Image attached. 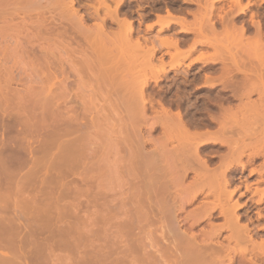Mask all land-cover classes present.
Wrapping results in <instances>:
<instances>
[{
	"label": "bare ground",
	"instance_id": "6f19581e",
	"mask_svg": "<svg viewBox=\"0 0 264 264\" xmlns=\"http://www.w3.org/2000/svg\"><path fill=\"white\" fill-rule=\"evenodd\" d=\"M155 1L156 0H154V2ZM204 1L205 3L203 2V0H188V2L194 3V5L196 4L198 8L195 7L197 9L195 12L192 10V12L190 13L188 12L185 13L184 11V13H182L184 16L180 17V19L163 21L159 16H157L156 19L157 20L156 22L158 23V25H160L159 29L163 31L171 30V26H170L171 24L178 26V28L180 29L179 32L174 34L172 33L173 38L170 37V39H163L159 41V45H160L159 47H165L168 48V50L173 49L174 53L172 54L169 53V54H171V59L173 58L176 62L173 63L172 65L170 64L168 67L170 68L171 66V68H173L174 70L176 69V71H178L177 68L181 65V62L185 57H187L193 52H196L197 50L200 51L201 49H204L203 47H208L210 48V50H212V53H210V59L208 58L207 55L206 57L209 60H213V62L214 61L217 62L218 59L222 57V53H225V50H223L221 47H226L227 45H231V43L232 44L235 43L236 44L235 46L238 45L240 46L239 48L242 52L241 53L242 56H240L241 54H237L238 56L234 54L235 58L237 57V60L241 59L239 62L237 61L238 63H235L230 66V63L228 62L231 61L230 60L231 57L229 56L230 59L227 62L224 58L225 55H223L222 59L224 58L223 60L225 61V65L228 63L229 66H227L228 64L226 65V67L223 66L224 68H222L219 74L217 73L218 75H205V77H202L204 78L203 83L209 86L207 87V91H209L210 93L213 92V95L209 97V94H207L206 91V94L204 93L205 97L202 98L200 94L199 95L200 97L198 96L197 98L199 100L197 99L195 100L199 101L200 105H203L201 107L203 109L201 110H204L205 107H207L206 109L207 112L208 111L212 112L213 110V113L211 114L208 113V118L210 119V123H213L214 126H216V129L214 128L215 129L214 131L213 130L211 131L210 129V131L207 130L204 132H198V131H194V128L195 130L197 129V125H195L196 127L193 126L191 127L192 124L190 125L188 120L186 121L184 117L185 115H183V113L180 110H177L176 112H170L169 109L167 110V108H165L160 101L158 100L154 101L153 97L151 99L150 96H146L144 92L145 91L144 86H146V83L148 81H142L140 83L135 82L138 86L137 89L135 88L137 86L131 85V82L133 80L131 74V76L129 77L132 80L131 81L127 80V85L129 83V85L132 86L131 88H134L135 90L133 89L132 91H130L128 90V86H125L126 85L124 82L125 80L122 79V75L120 74H122L124 71L125 68L124 65L127 66L125 63L126 59L123 60L124 59L123 58L124 53H123L121 54V56L116 55L117 57L115 56L114 57L115 59L112 61L113 57L110 58L111 56H109V53L110 52L112 53V50H110V48H113V46L116 43L112 42L111 39L115 41L114 38H117L118 41V36H122V42L124 43L126 42L125 45L127 44L128 45L127 47L129 48V50L126 51L128 52L130 51V53H133L134 48H137V50L138 48H141L144 52L147 50L145 52L146 55L143 56V58L147 56L146 57L147 59L144 58L145 60H147V62L141 66L139 65V67H143L144 70L145 67L153 64L151 63V61L152 58L154 57L156 49L154 46L148 49L145 48L146 50H144L143 48L146 46L142 47L141 45L142 43H140L139 40L136 39L137 37L135 39L133 38L134 36L132 37L133 18L132 20L129 19L130 15L128 16L127 14L128 11L127 12L125 11V13L122 14L120 13V7L122 4H124L123 0H92V4L90 3L89 5L85 6L84 8L86 9L87 12L91 11L90 15L95 21V25H92V27L85 25L84 17L80 15L79 10L75 8L76 4L78 3L77 0L76 2L75 0H0V22L2 23L3 26V27L0 26V29L1 31L4 29L2 31L3 35L9 32L10 29H8L7 27L10 28V26L15 25L14 22L16 21V17H18L17 20L19 19L20 20L18 21L19 24L16 25L17 27L19 25L20 26L18 29L15 26L16 30H19L20 33H22L21 31H23V33L25 31L26 32L29 31L32 33V34L30 33L31 35L28 34L29 36H26L24 33L25 35L24 38L27 40H23V41L21 40L22 42L27 41L26 43L33 45L34 41H36L37 43V40H39L38 42L42 41L44 43L41 42L38 45L45 44L43 46L46 47H49V45L61 43L60 45L58 44L57 45L61 46V50L63 49L64 53H66L65 55L70 57V59L68 58L70 61L66 58V60L62 61L60 64L61 65L60 76L62 80H61V84H59L61 85L60 89L57 90L59 91L58 107L60 110V115L58 119L59 136H60L59 154H60L61 164H63L61 166H65L68 163H73L77 165L79 163H82L80 165L83 166V164L86 161H89L88 160L89 157L88 158L84 157L86 156L84 154V152H86L85 149H87L85 147L86 140L85 141L84 139L81 140L82 135H80L81 137L78 135L81 134L80 122L84 117H82L80 113L78 114L74 112V110H72L73 108L70 107L69 92L72 90L79 92L80 88L79 89L77 88L79 87V85H81V83L83 86L85 84L84 86L85 89L86 86L87 87L90 86V90L93 91V89H91L93 87L96 89L95 92L102 91V93H104V96L102 93H101L102 96H100L105 98V100L104 99L103 100L105 105H107V109L103 105V107H105L104 109L110 111V114L111 112L116 111L115 113H112V115H110L109 112H107L109 115L107 114V116L105 117L106 120L105 119L102 120L104 121L103 124L107 121V126H110V128L108 127L109 130L107 131L109 133L108 138L110 137L108 141L110 142L108 144V147L110 144L113 145V147L112 149L111 148L109 149L107 147V149L109 150V152H111V150L112 152L115 151L113 152L114 155L112 157V156H108L112 154V152L109 154L108 150L105 149L106 155L108 152L107 158L110 160L107 162L106 165L108 168L106 174L107 188L108 189L115 187L129 188V189L133 188L130 189L132 190L131 193L133 192V194L127 195L129 196V198L131 197L133 199V202L132 204L129 203L130 202L129 199L125 198L124 196L125 193L124 191H121L124 192L123 199H127L128 203L127 202L124 203L122 199L120 200L121 198L120 195L118 197L114 195V193H116L117 190L115 192H112L113 190H110V192H112L113 194L110 193L111 197L109 198H112V201L110 199L109 202L113 204L120 200L119 201L120 206L123 207L124 209L120 208V206H119L120 209L117 208L116 207L117 203H115L114 206L110 205L112 207L109 206L107 207L108 209L109 208L113 209V207L117 208L119 209L118 211L120 212L121 210L122 211L124 210L123 212L125 214L124 213L123 214L125 216L128 213H131L132 215L131 217H133V219H131V217L126 216L124 219L122 217L123 215L122 212H121V216L114 217L117 219L118 218L123 219V222L121 224L116 225V227L119 226L118 228L121 229L120 232L123 233V235H121L120 232L116 230L117 232H119V237L120 236L123 237L124 235H126V233L130 234V232L134 234L136 233L137 228H139V231H137V235L140 234V230H141L143 231V234L145 233L144 234L145 236L146 235L148 236V238H146L145 240L146 241L149 240V242H147L146 245L145 244L143 245V243L145 242L140 241L142 243L139 245V247L141 246L140 252L139 249L138 252L136 251L137 250L136 248L138 246L135 247V249L133 247L135 243H139L136 241H134L135 243L132 242L134 243L133 245L131 243L133 248L131 247V245L130 248L128 247L129 249H131V250L128 249V252L130 251L128 254L126 250L127 248L125 249L126 252L123 251L124 254L129 256V258L131 257V259H129L130 262L128 261L129 264L131 263L132 264H235L236 262L235 260L237 257L235 258L234 255L235 256L237 255L239 257L238 262L240 261L239 263L241 264H259L257 259L261 258L260 257L261 255L263 256V261H264V241L263 240L256 241V239L255 240L251 239L249 235H245L247 234L246 233L247 226L242 225L240 223L241 222L240 217L237 214V211L242 208L241 204H239L237 201L228 203L229 201L232 200L231 198L233 197L237 189V188H234L233 190L228 189L229 186L231 185V182H233L232 180L235 174L234 170L235 171L236 169L244 170L247 166L249 167L252 165L255 158L261 157L263 161L262 164L259 165L260 167L251 168L250 173H257L260 179L264 178V28H263L264 24L262 25V22L259 20L263 16L261 17L259 15L261 18L260 17L258 18L257 16L258 14H256L257 12L256 13L252 12L249 18L250 20L249 21L250 26L248 25L249 27H247L246 24H244V21H242L243 23L238 24L239 26H236L235 19L239 18L240 15L242 16L245 15L247 11L250 10L251 6H256L257 5L256 3L258 2L256 0H255L256 2L254 3L247 1V3L242 5L241 4L242 0H231L232 4L223 7L222 14L218 15L219 22L218 21L217 22L220 25V26L218 25L220 27V29H218L217 28L218 26H216L213 21V17H214L213 0L212 1L210 0L209 4L207 3L209 0L208 1L204 0ZM260 5L261 3L258 4V6ZM32 7L34 11H30ZM154 10L155 8L151 9L150 11H154ZM234 10L235 12L237 11L238 14L236 13L237 16L231 17L232 16L231 13ZM30 12L36 13V16L32 18L31 16L33 14L31 15ZM166 12L168 16H171L169 11ZM149 14L148 17L151 16ZM189 14L190 16H192V22H187V16ZM14 17L15 20L14 22H12L11 20H13ZM107 20H110L111 23L117 25L119 31H117L118 33L116 37H115L116 33L115 34L113 33L114 34L113 35L112 33H110L111 31H108L106 29L105 23ZM148 28L150 29L151 25L147 26V29ZM5 29L8 31V32L6 31L7 33H5ZM111 34L114 38L111 36ZM178 34H184L185 37H183L181 40L175 38L178 36ZM186 34H191L193 38L188 39V37H186ZM8 37H9V33H8ZM13 37L14 36L12 35V38ZM96 39L99 41L98 43L99 46H97V44L95 43L94 45H96L98 48L96 47L94 48V46H92L93 42ZM97 40L95 42H97ZM30 41L32 43H30ZM108 42H110V44ZM17 43H21V42H17ZM103 43H107V45L105 46ZM112 43H114V45ZM102 44L104 45L105 50L104 47H101L103 49L99 48L100 45ZM108 44L110 46H108ZM111 45L113 46L111 47ZM184 45L187 46L186 50L181 49V46ZM39 47L41 48V46ZM120 48L121 47H119V49ZM232 48L235 50L236 47L233 46ZM113 49L115 50V46ZM119 49L116 50L119 51ZM219 50H222V53L220 52L221 56L218 57ZM23 52L26 51L24 50ZM24 54L25 53H23V55ZM47 54H49V51L47 52ZM135 54L136 53H134V56ZM201 55L202 53L199 54V56ZM226 55L229 54L227 53ZM79 57L80 58L82 57V62H80L81 59L77 60ZM206 57H204V59ZM226 57L228 58V56ZM238 57H240V59ZM90 59L91 61L95 60L92 61V63H94L95 66L91 64V62H89ZM131 59L129 61H131ZM241 61L243 62V65H239ZM49 62L50 59L48 61V67L47 65H45L47 68H51L50 66L51 63ZM65 62L66 63L68 62L70 64V67L72 66L75 76L77 75L76 77H74L75 82L72 81L74 85L73 89L71 87L72 84H70L68 80L69 79L68 75H70L71 73L73 74V71L72 70L71 72L69 71L70 74H68L69 72L67 73L66 69L69 66L65 68L64 66ZM135 62L136 61L134 60V62L132 61L131 64H135ZM51 65H53V63ZM91 65H93V67ZM153 66L154 65H152L151 67ZM155 67H157L156 68L157 72L155 71L154 72L157 73L158 76L160 75L163 76L166 73L165 64L162 62L161 59L160 62L156 66H154V68ZM210 73H212V71ZM47 74L49 75V73ZM158 76L157 77L155 76L156 78L154 79L152 77V79L150 78V80H156L157 78L159 80ZM129 77L127 79H129ZM76 78L78 80H76ZM83 78L86 79V83L81 82L84 81ZM134 78L137 79V77ZM139 79L140 78H138V80ZM141 79L143 78L141 77ZM134 81L137 80H133V82ZM198 81L201 82V79L198 78ZM82 85L81 87L83 88ZM216 86L217 87L220 86L221 90L222 91L224 90V92L228 90L231 91L230 97L228 96L225 99V97L222 96L224 99H221L222 97L220 98L219 91H216L217 89ZM87 90H89V88ZM196 90L197 92L201 91L200 88H197ZM84 91L88 92L86 90ZM76 93L75 96L77 95ZM254 93L257 94L258 100L257 99L255 101L249 100L251 99L250 98L251 94L254 95ZM84 98L86 99V97ZM235 100L238 102V104L233 106L232 102ZM223 101L225 102L224 105H223ZM83 102L85 103V101ZM146 103L150 106L149 109H151V114L153 113L151 115L152 119L151 118L148 119L150 121L152 120L151 121L152 123H150L151 125L148 124L149 130L156 126V125L153 126L154 123L156 122V124L158 123L160 125L159 127H161L163 131L162 133L163 136L161 137L162 139L160 138L161 141H158L159 140L158 138L156 139L157 141L155 140V143H153L152 149L149 151L151 155H147V156L142 155L141 157L139 156L141 155L139 154V151L143 149L141 146H143V143L145 141L143 140L142 136H140L141 134L140 127L143 122L148 121L147 120L148 117L146 115L147 113L146 111L148 108L145 107ZM157 106L159 109L157 108ZM254 108H256L255 110L259 108V110L257 111H260V113L258 112V114L255 115L254 114L255 112H252L255 110L252 111L249 110ZM102 109L103 108H101V111ZM248 111H251L255 115L251 118L250 116H252V114L249 112L248 113L249 120L246 114ZM244 115H246L247 117L245 118ZM98 120H99L98 123H100L101 120L100 119ZM250 122L251 123L254 122L256 124L259 122L258 123L260 125L259 127H261L260 132L259 131L257 132V130H255L257 128L256 126L253 127L252 130ZM207 127L209 126H206V128ZM192 128L193 130H191ZM139 137L142 138L141 142L139 140ZM205 139H211L213 141V142L211 141L212 143L215 144L216 142H219V144L227 147V153L221 156L219 164L216 167H211L209 161L206 160V158H204L202 154L200 155L199 152L200 151L199 147L201 146L200 143H202L203 140L205 142ZM83 141L85 143H83ZM151 142L154 141L151 140ZM173 142L174 143L176 142L175 146L172 145ZM169 145L171 147L168 148ZM140 147L141 149L139 150ZM105 151L103 153H105ZM125 151L127 152L125 153ZM100 158L101 157H99V159ZM107 158L106 160H108ZM88 163L86 164L90 165ZM92 167H94L93 164ZM97 167L98 166L94 168L98 170ZM189 173H192L191 175L192 177L190 176L191 180L187 182ZM123 177H125V179ZM101 186L103 187V185ZM139 188H143L141 189L142 191L144 189L145 191H147L146 197L144 199L145 201L144 202L142 201V204H141V199L143 197L140 198L141 197L140 194L143 195V193L146 192L143 191V193H141V191L138 190ZM130 190L125 189V191H130ZM171 190H175L174 193L175 195L171 193L172 192ZM205 190L207 191L206 194L211 196L214 199V201L220 202L222 200L224 202L220 203L219 204L220 206L218 205L219 208L217 207V205H215L217 202H215V204L214 202L212 204L210 202V204L213 207H210V205L207 206L208 204L206 203L207 205L206 204L203 205V209L199 207V210L202 209V211L201 210L199 212L193 211V213L191 212L192 214L188 213L189 218H187L186 216L187 221H189L191 217L197 218L196 216H198L199 218H201V216L208 218L211 215L210 214L211 210L213 209L215 210V208L217 207L218 209H220L219 212L221 213V215L225 218L227 229L230 232L229 237L226 238V240L224 241H213L214 238L213 236L216 233L215 232H214L215 234L213 233V231L215 230L212 226L208 231L203 232V239L200 243H197L199 241L196 240L195 238L196 236H193V234L191 233L188 234L189 230L188 231L185 230L184 232L183 230H181L182 228L181 224L183 223V220L179 216L178 212L181 211V208L184 207L182 205L186 202L190 203V201L196 198L198 193L202 194L203 191ZM138 191L140 192V194ZM253 191H254L252 192L253 195L256 196L257 198L256 202L261 203L262 200L264 199V189L256 188ZM107 196H109V194ZM115 197H117V199ZM115 199L118 201H116ZM126 204H131V205L126 206ZM117 209H113L116 210L113 212L110 210L109 211L110 213L112 212L111 214L114 213L113 215L117 216V214L120 213L117 211ZM115 212L118 213L116 214ZM128 218H130V221H124L126 219L129 220ZM196 220L193 221L197 222ZM133 228H136V230H134V233L132 231ZM123 230H129V231L126 232ZM249 230L250 229H248V231ZM216 231L219 232L218 229H216ZM128 234L125 236L126 239ZM119 237L117 236V238ZM133 237H131V239ZM169 239L170 240L172 239L171 241H175L173 245V250L171 252H170L171 249L169 248L170 246L165 247L164 245H162L165 244L166 242L167 243L171 242ZM129 242L130 240L128 242L126 241L125 243H129ZM167 243L165 244L166 246ZM151 248L155 250L156 252L155 254H157L156 255L157 257L154 255V253L153 254L151 253L152 254L151 256L149 252V249ZM173 251H175L174 254ZM121 258L123 259V257ZM121 258L120 259L115 258L117 263L114 260L113 262L115 263L113 264H118L120 261H122L120 263H123L124 260H122ZM118 260L120 261L118 262ZM127 260L125 259V263ZM128 262L126 264H128ZM109 264H112V262H109Z\"/></svg>",
	"mask_w": 264,
	"mask_h": 264
},
{
	"label": "rangeland",
	"instance_id": "374dc122",
	"mask_svg": "<svg viewBox=\"0 0 264 264\" xmlns=\"http://www.w3.org/2000/svg\"><path fill=\"white\" fill-rule=\"evenodd\" d=\"M123 1H124V4H122L120 7V13L122 14V13H125V11L126 12L128 11L127 14L128 16L130 15L129 19L132 20L133 18L132 37L134 36L133 37L134 39L137 37L136 39H138L139 42L142 43L141 44L142 47L146 46L143 48L144 50L155 46L156 50H155L154 57L152 58V61H151V63H153L152 65L156 66L160 62V59H161L166 67V73L164 75L162 74L163 76L161 75L158 76L157 73H155L157 72L156 71L157 67L155 68L154 66L151 67L152 65L145 67V70L143 67H139V65L141 66L147 62V60H145L147 59L146 58L147 56L144 57L145 59L143 58V56L146 55L145 52L147 50L144 52L141 48H138V50L137 48H134V51L135 50L136 51L135 52L133 51V53H130V51L129 52L126 51V50H129V48L127 47L128 46L127 44L125 45L126 42L125 43L122 42V36H118L119 42L117 41V38H114L112 36L113 33L114 34L116 33L115 37L117 36V33H118L117 31H119V29L117 28V25L111 23L110 20H107L105 23L106 29L108 31H111L110 32L112 33L111 36L115 39V41L111 39V37L110 39L112 40V42L116 43L115 45L114 43H112L115 46V50L113 49L114 46L111 45V47L113 46V48H110V50H112V53L110 52L109 56H111L110 58L113 57L112 58V61H113L116 55L121 56V54L124 53L123 60L126 59L127 61V62L125 61L127 66L124 65L125 67L124 71L122 74H120L122 75V79L125 80L124 81L126 84L125 86H128V90L132 91L134 88H131L132 87L131 85L137 86L136 83H140L142 81H148L146 83V86H144L145 88L143 87L145 90L144 92L146 96H150L151 99L153 97L154 101L155 100L160 101L164 105V107L167 108V110L169 109L170 112H176L177 110H180L183 113V115H185L184 117L186 121L188 120L189 124L190 125L192 124L191 127L192 126L196 127L195 125H197V129L199 128L198 130L197 129L195 130L194 128V131L204 132L207 130L210 131V129L211 131L212 130L214 131L216 129V126H214L213 123H210V119L208 118V113L209 114L213 113V110L212 112H209V111L207 112L206 111L207 107H205L204 110H201L203 109L201 108L203 105H200V102L197 101L199 100L197 98L200 94L202 98L205 97L207 87H209L203 83L204 78L202 77H205V75H218L219 72L222 70V68L226 67L228 63H230V66L235 63H238L241 59L240 57H238L240 60H237V57L235 58V55L242 53L239 48L240 46L238 44H237L238 46H235L236 45L235 43L233 44L231 43V45H227L226 47H221L223 50H225V53H222V50H219L218 57L221 56V53H222V57L223 55H225L224 58L227 62L230 59L229 56L231 57L230 59L231 61H229L226 65H225V61L223 60L224 58L222 59V57H220L219 58L220 60L218 59L217 62L215 61L213 62V60H209L210 53H212V50H210V48L208 47H203L204 49H201L200 51L197 50L196 52H193L190 55H188L189 57L188 56L185 57L182 60L181 65L177 68V70L179 71L178 72L176 71V69L174 70L173 68H171V66L170 68L168 67L170 64L172 65L173 63L176 62L173 58L171 59V54L174 53L173 49L168 50V48L159 47L160 46L159 41L163 39H170V37L173 38V34L179 32L180 29L178 28V26L171 24L170 25L171 30L163 31L159 29L160 25H158V23L156 22L157 21L156 19H157V16H159L163 21H171V20L180 19V17L184 16L182 14L184 13V11L185 13L187 12L190 13L192 12V10L195 12L197 10L196 8H198L197 5L196 4L194 5V3L188 2V0L187 1L185 0H156L155 2L154 0H141V1L140 0H131V1L123 0ZM247 1L251 3H254L257 1L258 3H256L257 4L256 6H251L250 10L247 11V13L245 14L246 16L240 15L239 18L235 19L236 26H239L238 24L243 23L242 21H244V24H246V26L249 27L250 26L249 18L252 12L253 13L257 12L256 14H258L257 15L258 18L260 16L261 17L263 16L262 18L260 17L261 19H259L263 25L264 24V0H261V1L260 0H256V1L255 0H242L241 4L244 5L245 3H247ZM77 2L78 3L76 4L75 8H77V10H79L80 15L84 17L85 25L89 27H92V25H95V21L90 15L91 11L87 12L86 9L84 8L90 3L92 4V0H77ZM203 2L205 3L204 0ZM209 2L210 0L207 3L209 4ZM260 3H261L260 6L262 7L258 6V4ZM229 4L230 5L232 4L231 0H219V1L213 0V6H214L213 7L214 8L213 21L216 26L219 25L218 15L222 14V8L226 7ZM153 8H155V10L150 11ZM30 11H34L33 7L32 9H30ZM166 11H169L171 16H168ZM234 12L235 10L231 13L232 14V16L230 15L231 17L237 16L238 14L237 11L235 13ZM30 13L31 15L33 14L31 16L32 18L36 16V13L34 12L33 13L30 12ZM148 14L151 16L148 17ZM17 19L18 17H16V21H15L17 23L14 22L15 17L13 18V20H11L15 24V25H12L13 27L10 26L11 24L9 25L10 28L7 27L8 29L11 30V33H10V30L8 32L6 30L7 28L5 29V33L8 32L9 37H8V33L5 34L6 36L3 35L2 31L4 29L2 31L0 29V35H1L0 36L1 37L0 38V166H1L0 167L1 168L0 169L1 170L0 172V263L1 264H4V263L5 264L6 263L7 264H40V263L41 264H58V263L59 264H109V262H112L113 264L116 262L115 258L120 259L121 257H123V259L122 258L121 259L124 260V262L120 263L122 261L118 260V262L120 261L118 264H124L125 259L126 260L128 259L126 263L128 261L130 262L129 259H131V257L129 258V256L124 254V252H126L125 249L127 248L126 250L128 254L130 252V251L128 252V249L130 248V245L132 242L134 241L139 242V243L134 242L135 245H133L134 243H132L135 249V247L137 246L139 247V245L142 244L140 241L145 242L143 243V245L144 244L146 245V243L149 242V240L147 241L145 240L146 238H148V236L147 235L145 236L144 235L145 233L143 234V231L141 230H140V234L137 235V231H139V228H137L136 233H134V230H136V228H133L132 231L134 234H132V232H130V234L126 233V235L128 234L127 239L125 237L126 235H124L123 237L121 236L119 237V232L121 231V229L118 228L119 226L116 227V225L121 224L123 222V219L122 218L117 219L114 217L121 216V212L122 214L124 213L123 212L124 210L123 211L121 210V212L118 211L120 208H123L120 206V203H119L121 199L122 201H124V203L126 202L128 203L127 199H129L130 201L129 203L132 204L133 199L131 197L129 198V196L127 195L133 194V192L131 193L132 190H130L133 188H130V189L129 188H118V187L109 188V189L107 188V175L106 174H107L108 168L106 165H107V162L110 161L107 158V155L109 152L107 147H108V144L110 143L108 142L110 137L108 138L109 133L107 131L109 130L110 126H107V121L103 124L104 121L102 120L105 119V117L107 116L108 114L107 112H109L110 114V111L106 110L107 105H105L104 103L105 98L100 97L102 96V94L104 96V93H102V91L101 92L96 91L98 93L97 94L95 92L96 89L91 86L92 87L91 89H93L94 91L93 93V91L90 90V86L89 87L86 86V89H85L84 83H83L84 86L81 83L84 89L81 87V85H79L78 88L76 87L77 89L80 88L79 92L75 90L70 91L71 93L69 92L70 107L73 108L72 110H74V112L78 114L80 113L81 116L85 118V119L83 118L80 122V127H81L80 133L81 134H78V135L79 136L82 135L81 140L83 139L84 141L86 140L85 147L87 149H85L86 152H84V154L86 156L84 157L86 158L89 157L88 158L89 161H86V162L84 161L85 162L83 164L84 167L80 165L82 163H79L78 165L73 164V163H68L69 166L68 164L65 165L66 167L61 166L63 164H61L60 154H59L60 136H59V123H58L59 120L58 119L60 115V110L58 107L59 91L57 90L60 89L61 85L59 84H61V80H62L60 76V71H61L60 64L62 61H65L66 58L70 59V57L65 55L66 53H64L63 49L61 50V46H58L61 43H57L58 45L54 44L55 47L54 45H49V47H46V46H43L45 44L38 45L42 41L38 42L39 40H37V43H36V41H34L36 39L31 40V41H34L33 45L26 43L27 41L22 42L23 40H27L24 38L25 35L29 36L32 33L29 31L28 32L25 31L24 32L25 35H24L23 31H21L22 33H20L19 30H16V27H17L16 24H19L18 21L20 20V19L19 20ZM215 21L216 22L218 21V22L216 23ZM187 22H192V16H190V14L187 16ZM149 25H151V28L147 29V26ZM0 26H2V23L0 24ZM19 26L17 27V29L19 28ZM219 26L217 27L218 29H220ZM263 28H264V25H263ZM12 35L14 36L13 38H12ZM183 37H185L184 34H178V36L175 38L181 40ZM186 37H188V39L193 38L191 34H186ZM31 41L30 43H32ZM95 41L93 42L92 46H94V48L95 47L98 48L97 46H99L98 45L99 41L98 40L97 42ZM17 42H21V43H17ZM94 43L97 44V46L94 45ZM108 43L110 44V42ZM103 44L105 46L107 45V43H103ZM109 44L108 46H110ZM102 45H100L99 48L104 47V45L103 46ZM39 46H41L42 49ZM125 46H126V49H125ZM233 46L236 47L235 50L232 48ZM119 47L121 48L119 49ZM116 49H119V51H117ZM181 49L186 50L187 46L186 45L181 46ZM24 50L26 52H23ZM104 50H105V47H104ZM48 51H49V54H47ZM23 53L25 54L23 55ZM134 53H136L137 55L135 54L134 56ZM200 53H202L201 56H199ZM227 53L229 55H226ZM50 55L53 57H51ZM206 55L208 56L209 59L206 57ZM203 56L206 57L205 58L206 61ZM226 56H228V58ZM240 56H242V54ZM49 59H50L49 63L51 64L53 63V65L50 64L51 68H47ZM79 59H81L80 62H82V57L81 58L79 57L77 60ZM130 59L131 61H129ZM134 60L136 61L135 64H131V62L132 61L134 62ZM92 61H95V60H92ZM92 61L91 59L89 60V62H91V64L94 65ZM221 61H224V62H221ZM68 64H69L68 62L64 63L65 68L69 66L66 69L67 73L69 71L71 72V70L73 71L72 66L70 67V64L69 65ZM45 65H47V67ZM93 65L91 66L93 67ZM239 65H243V62L241 61ZM227 66H229V64ZM132 67L135 69H133ZM127 69L129 72L127 71ZM211 71L213 74L210 73ZM70 72L68 74H70ZM47 73H49V75ZM70 75H68L69 77L68 80L70 84H72L71 87L73 89L74 88L73 82H75L74 77H76L77 75L75 76L74 71H73V74L71 73ZM129 76H131L133 80H137V81L133 82V80L130 79ZM155 76L156 77L158 76L159 80L158 78L156 80H150V78L152 79V77L153 79L156 78ZM128 77L129 79H127ZM134 77H137V79ZM141 77L143 79H141ZM197 77L201 79V82L198 81ZM138 78L140 79L138 80ZM83 79L84 81H81V82L86 83V79L85 78ZM76 80L78 79L76 78ZM127 80L128 81L132 80L131 85H129V83L127 85ZM88 88L93 94L89 90H87ZM135 88L138 89V86ZM197 88H200L201 91L197 92L196 90ZM216 88H217L216 91H219L220 98L222 96H224L225 99L228 96L230 97L231 91L228 90L229 92L228 91L224 92V90L223 91L221 90L220 86L218 87L216 86ZM84 90L88 92H85ZM208 92L209 91H207V94H209V97H211L213 95V92L212 93L210 92L208 93ZM75 93L77 94L76 96H75ZM252 95L253 94H251L250 96L251 99L249 100L255 101L258 96L255 93L253 96ZM84 97H86V99ZM221 99H224V98L222 97ZM80 100L82 101V103ZM83 101H85V103ZM232 103H233L232 104L233 106L238 104L236 100L233 101ZM86 104L87 105L89 104V105L87 106ZM224 104L225 102L223 101V105ZM103 105L106 107V109H104L105 107H103ZM86 106L88 107V109ZM148 106L149 105L146 103L145 107L148 108L146 111L147 112L146 115L148 117L147 120L149 118L152 119L151 115L153 114V113L151 114V109H149L150 106L149 107ZM100 107L103 108L102 111L104 112L101 111ZM255 109L256 108L249 109V110L252 111ZM257 110H259V108ZM257 110L252 111V112H255L254 114L257 115L258 112L260 113V111H257ZM251 111H248L247 113L245 112L248 117L246 115L244 116L245 118L247 117L248 120H249V115H248L249 112L252 114V116H250L251 118L255 116ZM115 112L116 111L111 112L110 115H112V113H115ZM98 119L101 120L100 123H98L99 122ZM148 121L143 122L142 123L143 125L141 124V127H140L141 134L140 133L139 134L140 136H142L143 140L145 141L144 142L145 144L143 143V146H141L143 149L140 150L141 149L140 147L139 148L140 151L138 150L139 154H141L139 156L141 157L142 155L144 156L151 155L149 151L152 149L153 143H155V140L158 138H159L158 141H161L162 139L161 137L163 136L162 134L163 131L161 127H159L160 125L158 123L156 124L155 122L153 126L155 125L156 126L152 128L153 130L152 129L149 130V125H151L150 123H152L151 122L152 120L151 121L148 120ZM253 123H251L252 130H253V127L256 126L259 129L256 128L255 130H257V132L258 131L260 132L261 127H259L260 126L258 124L259 122L257 123L258 125L256 123L254 124ZM206 126H209V127L206 128ZM191 130H193V128ZM142 138L139 137L140 142ZM151 140L154 142H151ZM84 141L83 143H85ZM211 141H212L211 139H205V142H206L205 143L203 140L202 143H200L201 146L199 145L200 146L199 152H200V155L202 154V156L206 158V160L209 161V164L211 165V167H216L219 164L221 156L227 153V147L219 144V142H216L214 144L212 143L213 141L212 142ZM173 143L172 145L175 146L176 142L174 144ZM110 145L108 148L112 149L113 145H111V147ZM169 147L171 146L169 145L168 148ZM105 149L108 150L107 155H106ZM104 151L105 153H103ZM111 152H109V154ZM113 152L112 154L108 156L113 157L114 155ZM126 152L127 151H125V153ZM99 157L101 158L99 159ZM106 158L108 160H106ZM84 160H87V159H84ZM102 161L105 163H103ZM262 161H263L262 158L258 157L254 159L251 166L249 167L247 166L244 170L242 169H236V171L234 170L235 174L232 180L233 182H231V185L228 188L232 190L234 188H237L235 194L231 198L232 200L229 201L228 203L237 201L239 204H241L242 208L237 211V214L240 217V221H241L240 223L242 225L247 226L246 227L247 234L245 235H249L251 239L253 240L256 239V241H259V240L264 241V199L262 200L261 203H257L256 202L257 198L256 196L253 195L252 192H254L253 190L256 188L264 189V180L260 181V178L257 175V173H250V170L253 167L259 168L260 167L259 165L262 164ZM86 163L90 165H87ZM91 163L93 164L94 167L98 166L97 167L98 170L92 167ZM96 171L98 172V174ZM191 175L192 173L188 174L187 182L191 180V177H192ZM123 178L125 179V177ZM101 185H103V187ZM247 188H250V189H247ZM125 189L126 190L128 189L130 191H125ZM141 189L143 188L138 189L139 191H141V193H143V191L146 192V193H143L142 195L138 191L141 196L140 198L143 197L141 199V204H142V201L143 202L145 201L144 199L146 197L147 191H145V189L142 191ZM110 190H113L112 192H115L117 190L116 193H114V195L117 197L120 195L121 197L119 201L116 200L117 197H115L116 198L115 200L118 201V202H115L118 205V206L116 205V207L119 208L120 206L119 209L113 207V209H117V211L120 212L119 214H117L118 212L117 213L115 212L117 216L113 215L114 213L111 214L113 211H116V210H113L110 208L108 209L107 207V206L112 207L115 204V203L112 204L111 202H109L110 199L112 201V198H109L111 197L110 193H112L110 192ZM121 191H124L125 193ZM171 191H172L171 193L173 194L175 193V190H171ZM123 193H124L125 198L127 199H123L124 198ZM203 193L202 194L198 193V195L196 196L194 200L190 201V203L189 202L187 203L185 201L186 203L182 205L184 206L183 208H181L182 212L181 211L178 212L179 216L183 220V223L181 224V227H182L181 230H183V232L185 230L187 231L189 230L188 234L191 233L193 234V236H196L195 238L199 242H197L196 240L195 241L197 243H200L203 239V232L208 231L212 226L215 230L213 231V233L214 232L216 233V234L214 233L215 235L213 236L214 237L213 241H224L230 235V232L226 226L225 218L219 212L220 209H218L220 206L219 204L224 201L222 200L220 202L214 201V199L211 196L206 194L207 193L206 190L203 191ZM108 194L109 196H107ZM210 202L211 204L213 202L214 204L215 202H217L215 205H217L218 208L216 207L217 209L215 208V210L214 209L211 210V213H210L211 215L208 218L199 215L201 216V218H199L198 216H196L197 218L191 217L190 220L187 221V218H189L188 213L192 214L193 211L194 212H199L200 210L202 211L203 205H205L206 203L208 204V205L206 204L207 206L210 205V207H213L210 204ZM131 204H126V206H129ZM199 207H201L202 209L199 210ZM109 210L112 212L110 213ZM124 214L122 215L124 219L126 216L127 217L132 216L131 213H128L126 216ZM128 219L129 220L126 219L124 221H130V218ZM131 219H133V217H131ZM193 220H196L197 222ZM215 228L218 229L219 232H217ZM248 229L250 230L248 231ZM116 230H118L119 232H117ZM123 231L128 232L129 230H123ZM120 234L123 235L122 232H120ZM117 236L120 239L117 238ZM131 237H133L132 238L133 240L131 239ZM125 240L127 242L130 240L129 242L130 244L125 243L126 242ZM119 241H121L123 244ZM171 242L169 243L166 242L167 246L165 245L166 243L162 244L165 247L170 246L169 247L171 249L170 252L173 250V245L175 241H171ZM138 247L136 248L137 249L136 251L138 252V249H139V252H140L141 246L139 248ZM153 250L154 249L151 248L149 249V252L150 254L154 253V255L156 256L157 254H155L156 252L155 250L154 251ZM121 251L123 254L121 253ZM174 252L175 251H173V254ZM119 253L121 256L119 255ZM64 255L66 258L64 257ZM234 257L235 258L237 257L235 260L236 261L235 264H241L239 263L240 261L238 262L239 257L237 255L236 256L234 255ZM260 257L261 258H258L257 261L259 262V264H264L263 256L261 255ZM114 260L115 262H113Z\"/></svg>",
	"mask_w": 264,
	"mask_h": 264
},
{
	"label": "flooded vegetation",
	"instance_id": "af4514ba",
	"mask_svg": "<svg viewBox=\"0 0 264 264\" xmlns=\"http://www.w3.org/2000/svg\"><path fill=\"white\" fill-rule=\"evenodd\" d=\"M262 180H264V178L263 179H260V181H262Z\"/></svg>",
	"mask_w": 264,
	"mask_h": 264
}]
</instances>
